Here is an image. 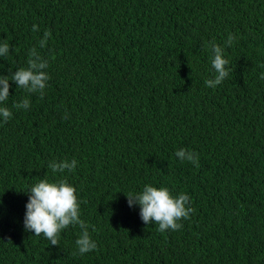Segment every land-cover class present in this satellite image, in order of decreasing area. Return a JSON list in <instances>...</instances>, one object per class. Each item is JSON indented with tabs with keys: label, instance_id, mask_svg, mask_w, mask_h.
Wrapping results in <instances>:
<instances>
[{
	"label": "trees",
	"instance_id": "obj_1",
	"mask_svg": "<svg viewBox=\"0 0 264 264\" xmlns=\"http://www.w3.org/2000/svg\"><path fill=\"white\" fill-rule=\"evenodd\" d=\"M45 30L43 99L10 82L0 105L13 113L0 117V264H264V0H0V75L27 67ZM230 33V74L207 87L205 45ZM25 96L27 110L12 107ZM73 158V172L47 167ZM45 175L76 188L96 250L78 253V225L59 246L25 231L27 191ZM146 184L190 196L181 230L129 207Z\"/></svg>",
	"mask_w": 264,
	"mask_h": 264
},
{
	"label": "clouds",
	"instance_id": "obj_2",
	"mask_svg": "<svg viewBox=\"0 0 264 264\" xmlns=\"http://www.w3.org/2000/svg\"><path fill=\"white\" fill-rule=\"evenodd\" d=\"M33 32H38L37 25H33ZM51 38V31L45 30L38 41V47H32L28 51L27 67H20L9 75H0V105H4L10 97L11 83L25 93L39 94L43 99L50 75L47 72L49 62L41 54L47 47ZM236 37L229 34L224 46L217 44L215 40L205 45L212 53L211 66L214 77L205 80L207 87L215 88L220 85L230 74L229 60L225 58V49L232 46ZM51 51V50H50ZM10 52V45L6 39L0 41V57H5ZM260 79L264 80V73ZM11 82V83H10ZM28 96L12 105L15 109L30 107ZM12 110L6 106H0V117L7 123L12 118ZM67 119V115L64 117ZM175 156L181 162L187 161L199 167V155L191 150L181 148L175 152ZM75 158L70 161L51 160L47 167L53 174H63L65 171L73 172L77 167ZM28 203L25 205L24 216L25 231L33 232L35 236L43 235L52 246H59V240L63 230L69 226H79L81 232L76 240V247L80 255L97 249V243L89 233V225L80 218V200L76 188L66 178L50 180L46 175L38 178L27 191ZM126 196L129 207L138 206L139 215L145 225H158L157 231L164 233L168 230L179 231L183 228L182 221L191 218L195 209L191 207L190 196L184 192L173 194L165 186L155 187L146 184L140 192H129ZM2 203V201H0ZM95 229L93 228V231Z\"/></svg>",
	"mask_w": 264,
	"mask_h": 264
}]
</instances>
